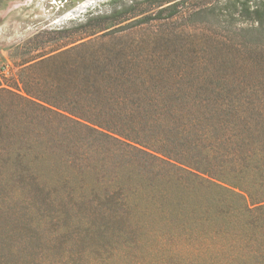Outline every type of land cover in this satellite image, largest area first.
Instances as JSON below:
<instances>
[{"label": "rangeland", "instance_id": "obj_1", "mask_svg": "<svg viewBox=\"0 0 264 264\" xmlns=\"http://www.w3.org/2000/svg\"><path fill=\"white\" fill-rule=\"evenodd\" d=\"M225 1L0 0V153L33 147V173L0 156V264H264V29ZM8 91L246 199L75 124H28Z\"/></svg>", "mask_w": 264, "mask_h": 264}, {"label": "trees", "instance_id": "obj_2", "mask_svg": "<svg viewBox=\"0 0 264 264\" xmlns=\"http://www.w3.org/2000/svg\"><path fill=\"white\" fill-rule=\"evenodd\" d=\"M167 7L168 8L164 9H169L170 15H174L176 13L177 4L175 2L169 4ZM221 9L224 10L225 15L233 16L235 13H237L239 16H242L248 20L255 22L258 27L264 29V0H227L224 2ZM161 13L162 9L159 10L157 14L158 16H146L144 19L148 21L152 19L163 18L164 16H161ZM6 98L8 99V103L3 106L4 110L11 115L18 116L28 124L39 126V123L35 122L36 119L50 120L52 118H57L61 122H65V124L67 125L69 123L75 124L86 130V132H88V134H90L91 136H97V138L101 141L112 142L113 144L120 147V149L129 151L135 150L136 155L140 156V158L142 159H154L170 165H177L180 169L186 171L188 175L204 179V181L208 184V187L210 188H217L227 192H232L234 194H237L238 197L246 199L245 195L242 193L243 191L241 189H238L237 186L226 185L220 179L211 176H209L208 178H201V176L196 172L198 171V169H194L196 171L192 170L193 168L188 169L179 163L176 164L172 162L170 158L166 157L163 154H160L157 151L152 152L142 147H139L135 143L131 142V140H129L127 137L123 136V134H120L123 133L121 130H115L117 131V133H115L113 131L114 129L110 131L109 128H98L90 122H81L72 117V114H65L63 111H59V109L54 107L52 104L37 99L29 95L28 93L23 95L8 91L6 93ZM2 137L3 134L2 130L0 129V138ZM37 146L39 147L40 145ZM1 150L3 151V154L0 153V156H6L4 162L7 163V165H12L10 167L11 171L18 174L33 173L31 167L32 160L30 156V151L33 150V147L31 145L23 147V150L19 146H15L12 152L6 151L5 149ZM123 167L126 166L124 165ZM256 168L257 167H254V169ZM247 209L249 210L250 208L247 207Z\"/></svg>", "mask_w": 264, "mask_h": 264}]
</instances>
